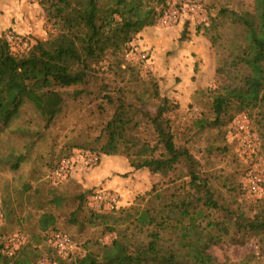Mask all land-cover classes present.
<instances>
[{
  "label": "trees",
  "instance_id": "16d2710c",
  "mask_svg": "<svg viewBox=\"0 0 264 264\" xmlns=\"http://www.w3.org/2000/svg\"><path fill=\"white\" fill-rule=\"evenodd\" d=\"M40 1L54 25V34L46 40H35L18 55L0 36V83L7 76L13 83V92L0 101V168L17 175L30 160V174L46 168L52 173L62 160L71 157L75 144L56 157L53 147L45 151L49 156L35 152V145L64 114L67 97L78 100L93 95L113 111L93 141L99 146L91 148L90 142L79 146L104 157L123 156L134 170L147 169L159 175L162 182L131 205L115 209L88 206L91 190L68 195L52 183L43 193L30 182H22L16 196L8 192L1 198L5 229L13 219L21 225L23 218L36 217V232L11 257L17 264H39L43 258L51 264H252L256 253L241 262L220 263L211 249L245 246L255 240L264 252V197L248 200L243 182L222 170H206L188 143L178 145L168 116L178 106L161 93L155 77L143 78L140 62H126L128 52L138 51L134 44L137 35L158 23L165 7L157 10L150 0ZM158 1L166 5V0ZM225 23L235 29V37L216 71L221 84L210 93L202 114L191 118L189 125L196 135L210 136V131L216 130V139L223 146L210 144L207 155L235 153L237 141H230L227 132L244 112L264 149V79L256 61L253 66L257 70L251 77L242 71L252 50L264 45L258 20L249 11L221 9L205 28L214 48L220 47L218 28ZM103 69L119 77L131 72V79L111 89ZM102 107L99 104L101 111ZM29 109L36 114V122L40 120L34 130L28 121L25 126L15 125ZM9 132L32 139L20 151L14 147L7 151L2 139ZM69 202L75 207L65 211ZM62 213L68 224L81 230L86 226L100 228L104 236L111 234L113 239H88L79 247L72 235L58 229ZM53 231L69 235L77 248L61 255L50 242ZM4 235L1 227L0 237ZM122 238L129 243L121 242ZM43 241L49 246L47 253L39 247ZM5 244L0 245L2 250ZM0 264L5 261L0 259Z\"/></svg>",
  "mask_w": 264,
  "mask_h": 264
},
{
  "label": "rangeland",
  "instance_id": "374dc122",
  "mask_svg": "<svg viewBox=\"0 0 264 264\" xmlns=\"http://www.w3.org/2000/svg\"><path fill=\"white\" fill-rule=\"evenodd\" d=\"M187 1L166 0L168 6H163L159 4L158 0H150L151 4L157 7V10L164 7L165 10L174 5L182 6ZM192 1L200 6V13L189 15V17L171 25H164L158 21L153 26L145 27L137 35L134 40V44L138 48L137 52L146 53L147 60L141 58L128 60L126 56L127 60H125L132 64L140 62L142 64L140 74L143 78L148 79L150 75L155 77L161 93L169 96L178 106L168 115L176 132L178 145L188 143L196 157L205 165L206 170H222L238 182H243L244 187L247 188L246 198L248 200L261 199L264 197V190L259 195H255L248 188L252 173L257 167L264 168V149L258 132L252 127V121L251 129L258 136L260 148L252 159L244 156L237 142L234 148L236 156L233 152L227 154L214 152L207 155L205 151L210 144L214 147L223 146V142L216 139V130L210 131V136L208 134L196 135L195 130L189 129V125L191 118L202 114L205 105L211 99L210 93L220 86L221 79L216 71L222 54L227 51L229 42L235 37V29L231 27L230 23H225L218 28V33L222 35L220 47L214 48L205 33L206 26L210 24V18L219 15L223 8L252 12L258 20V34L264 41V0ZM10 32L25 36L33 44L37 39L46 40L49 35L55 33V28L40 0H0V36L5 37ZM254 61L260 67L258 72L264 79V45L262 48H254L247 63L245 62L243 65L242 71L246 76L251 77L256 72L257 68L253 66ZM125 67L126 63L123 68ZM103 70L106 71L107 69ZM131 75V72H127L119 77L109 70L105 72L104 77L113 89L126 85L131 79ZM132 85L134 86V82ZM12 92L13 83L7 76L0 83V101ZM66 101L67 109L64 114L53 124L49 132H45L44 137L38 140L34 148L35 152L48 154L45 151L51 146L55 150L56 157L62 153L66 154L67 146L75 144L69 158L68 174L56 182L53 179V172L50 173L47 168L35 173L36 175L30 174L32 166L30 160L23 165L21 172L17 175L0 168V228L3 227L5 230V235L0 237V245L3 242L8 245L9 238L17 234L24 235L27 240L36 232V217L23 218L21 225L13 219L7 223V229H5L7 221L4 218L3 208H1V198L8 192L16 196L22 182H30L34 188L39 187L43 193L52 187V183L58 184V190L68 195L91 190L87 203L88 206L95 207V209L97 207L93 193L97 190H109L116 193L119 196L118 208H120L131 205L139 195L149 191L154 184L162 182L159 175H155L147 169L134 170L129 161L120 155L108 157L98 155L99 161L94 165H88L87 157L90 154L97 155L95 153L97 151L81 148L79 145L90 142L91 148L99 146L93 141L99 135L101 127L113 110L93 95H83L78 100L67 97ZM99 104L103 105L102 111ZM25 113L24 119L19 120L15 125L25 126L26 121H28L33 130L38 128L40 120L38 123L36 122V114L31 109ZM245 114L248 115V113ZM232 125L233 123L227 132L230 141L234 140V136L229 133ZM31 139L29 135L20 136L18 133L9 132L8 136L2 139V144L5 145L7 151L13 147L20 151ZM48 155L50 156V154ZM207 160H210V163ZM66 206L65 211L75 207L72 202L67 203ZM65 218L62 213L57 227L59 230L72 235L79 247L88 239L99 238L103 242H110L113 239L111 234L104 236L100 228L86 226L84 230H81L78 225L68 224ZM121 242L129 243L126 238H122ZM39 247L45 250V253H47L46 249L49 248L47 242L44 241ZM211 253L220 263L225 261L241 262L251 253H256V259L252 264H264V252L259 250L255 240L245 246H215L211 249ZM46 256L44 255V257ZM0 259L2 262L5 261V264H17V259L9 256L1 247ZM44 259L46 258L41 260ZM49 264L51 263L49 262Z\"/></svg>",
  "mask_w": 264,
  "mask_h": 264
},
{
  "label": "built area",
  "instance_id": "2783aa9c",
  "mask_svg": "<svg viewBox=\"0 0 264 264\" xmlns=\"http://www.w3.org/2000/svg\"><path fill=\"white\" fill-rule=\"evenodd\" d=\"M200 13V6L192 0H188L182 6L174 5L169 6L163 10L158 21L164 25H171L178 23L180 20L189 17V15ZM5 39L11 47L12 52L15 55L25 52L31 45L32 42L17 33H7ZM127 59L134 60L141 58L147 60L148 56L142 52H128L126 55ZM230 135L236 139L240 150L244 156L248 159H252L259 151V139L258 136L253 133L251 129L250 118L247 114L242 113L233 122L230 128ZM99 161L98 155H89L87 157L88 165H94ZM69 159L62 160L53 171L54 181H60L65 178L69 170ZM249 191L255 195H259L264 190V168H259L252 173L248 184ZM93 199L96 202V207H107L110 209L118 208L119 196L109 190H97L93 193ZM26 238L24 235H15L9 238L8 245H6L5 252L9 256H13L15 250L20 247L21 244L25 243ZM50 242L53 247L63 256L69 254L73 249L77 248V244L73 242L71 237L61 231H53L50 235ZM39 264H49L47 259L41 260Z\"/></svg>",
  "mask_w": 264,
  "mask_h": 264
}]
</instances>
